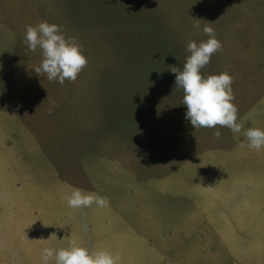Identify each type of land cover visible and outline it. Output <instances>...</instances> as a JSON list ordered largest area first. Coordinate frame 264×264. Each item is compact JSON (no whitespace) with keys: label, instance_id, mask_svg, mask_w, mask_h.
<instances>
[{"label":"rangeland","instance_id":"obj_1","mask_svg":"<svg viewBox=\"0 0 264 264\" xmlns=\"http://www.w3.org/2000/svg\"><path fill=\"white\" fill-rule=\"evenodd\" d=\"M42 21L82 46L75 82L35 73L23 40ZM206 24L223 50L201 72L234 77L238 134L194 129L169 68ZM249 128L264 129V0H0V264H43L72 241L118 264H264ZM76 189L107 206L68 207Z\"/></svg>","mask_w":264,"mask_h":264},{"label":"clouds","instance_id":"obj_2","mask_svg":"<svg viewBox=\"0 0 264 264\" xmlns=\"http://www.w3.org/2000/svg\"><path fill=\"white\" fill-rule=\"evenodd\" d=\"M196 30L201 29L199 23L193 24ZM202 31L207 35L206 41L199 44L190 41L186 51L190 53L183 69L170 66L175 76V87L183 91L182 104L186 106L185 119L190 121L194 129L226 127L233 134H238L242 126L238 123V108L234 103V77L228 72L203 75L204 69L211 61L212 56L223 50L222 43L216 37L215 31L207 24ZM24 44L31 52L40 50L43 57L39 66L34 68L39 77L46 76L47 80L61 85L65 81L75 82L78 75L87 65V58L83 54L82 46L75 37H66L61 25L42 21L37 25L26 26ZM51 114V110L49 112ZM254 115L259 116L257 110ZM214 136L219 139L220 131ZM247 147L257 152L264 150V129L249 128L244 132ZM67 205L73 209L89 208L93 204L105 207L108 204L106 197L94 193H86L80 189L73 190L66 197ZM43 264H49L54 258V264H118L120 257L108 250L90 252L87 247L78 245L75 241L67 248H45L41 253Z\"/></svg>","mask_w":264,"mask_h":264},{"label":"crops","instance_id":"obj_3","mask_svg":"<svg viewBox=\"0 0 264 264\" xmlns=\"http://www.w3.org/2000/svg\"><path fill=\"white\" fill-rule=\"evenodd\" d=\"M165 179H167V180H169V181H172V179L171 178H169V177H167V178H165ZM167 200V199H166ZM162 204L161 205H159V207L160 208H162ZM165 207L168 209V210H170V208H174V207H176V206H170V205H166V203H165V206L163 207V209H161L162 211L163 210H165ZM179 206H177V208H178ZM171 211V210H170ZM169 213H172V211L171 212H169ZM0 249H1V247H0ZM0 252H2V249L0 250ZM7 252V251H6ZM8 253V252H7Z\"/></svg>","mask_w":264,"mask_h":264}]
</instances>
